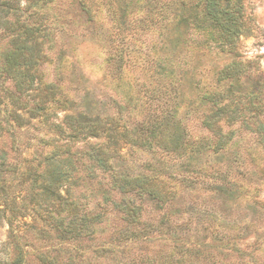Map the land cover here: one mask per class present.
<instances>
[{
	"label": "trees",
	"instance_id": "obj_1",
	"mask_svg": "<svg viewBox=\"0 0 264 264\" xmlns=\"http://www.w3.org/2000/svg\"><path fill=\"white\" fill-rule=\"evenodd\" d=\"M56 1L0 0V140L11 138L0 151V226H10L0 264H82L79 250L53 243L95 241L110 218L109 245L95 254L123 247L136 250L129 264H264V177L222 162L236 125L264 150V77L244 88L260 72L237 58L253 33L244 0H74L86 33L102 7L112 23L116 96L107 101L46 76L44 66L68 55L57 37L71 28ZM217 49L232 60L207 86L182 58ZM239 191L249 213L228 205ZM26 217L51 241L33 254L14 229Z\"/></svg>",
	"mask_w": 264,
	"mask_h": 264
},
{
	"label": "rangeland",
	"instance_id": "obj_2",
	"mask_svg": "<svg viewBox=\"0 0 264 264\" xmlns=\"http://www.w3.org/2000/svg\"><path fill=\"white\" fill-rule=\"evenodd\" d=\"M55 3L53 13L60 18V23L63 22L71 28L66 33L60 32L57 37L58 41L65 44L63 48L67 50L68 55L65 58L57 60V65L53 63L44 66L46 76L49 80L63 77L64 83L74 96L75 94L78 96L87 94L94 101H107L109 98L115 97L114 80L110 72H108L106 62L110 45L115 44L113 42L115 39L112 37V23L107 16L106 10L102 7L100 15L94 24L95 30L92 33H86L82 27L84 21L80 18V12L74 0H57ZM244 6L247 15L252 19L251 26L253 33L240 38L239 56L237 58L249 64L252 70H254V63L258 65L260 73L253 74L251 77L247 76L242 81L243 87L251 90L259 76L262 75L264 77V0H244ZM73 30L79 32L77 33L79 37L68 35L75 33ZM6 44L7 41L5 40L0 42V51ZM194 56L193 58H182V61H196L195 63L199 67V71L205 72L202 77L203 83L207 86L213 85L215 74L232 60L230 54L220 52L219 49L210 52L205 50L204 54H200L198 57ZM139 75V73L136 74V76ZM185 112L186 109H183L182 113L184 114ZM234 128L237 133L235 144L230 150L231 154H228L229 157L227 159L225 157L222 162L226 163L228 160H231L230 165L233 166V170L237 174L250 171L258 173V178L264 177L263 174H260L264 172V150L259 149L254 152L255 141L252 134L238 125ZM29 136L30 134L22 135L24 139L22 140L21 150L24 156H26L25 154H29L27 150H24L25 140ZM10 144L11 138L8 136L3 137L0 140V151L3 148L7 150ZM11 154L15 155L14 153ZM252 161H254V164L258 162V165L253 166ZM209 187H212V185ZM262 188V196H264V186ZM21 193L23 199H25L27 194L26 189H21ZM204 194L205 192L202 191L200 197ZM236 194L238 195L235 199L228 201L230 209L241 214L252 211L250 207L252 202L245 199V191H239ZM219 196L221 195L215 197L222 199ZM209 200L212 202L213 197ZM259 214L264 218V213L259 212ZM262 222L264 223V221H260L259 224ZM30 223H32L30 217L20 218L15 222L14 229L23 235L22 243L26 246L28 252L33 254L40 247L50 245L51 241L47 237H41L34 233L33 230H29L27 226ZM116 225V220L110 218L104 227L101 228L100 231L102 232H100L95 241L85 239L79 242H71L70 244H60L59 242H54L53 244L58 249L62 248L65 253H75V250H79L82 254L80 257L82 264H129V261L136 252L134 248L124 249L123 247H116L113 252L101 251L95 254L96 248L109 245L108 242L110 241L112 230ZM26 229H28L27 232ZM9 233L10 226L5 220L0 226V259L3 261H6L9 257L7 249ZM249 241L252 242V239L250 238Z\"/></svg>",
	"mask_w": 264,
	"mask_h": 264
}]
</instances>
